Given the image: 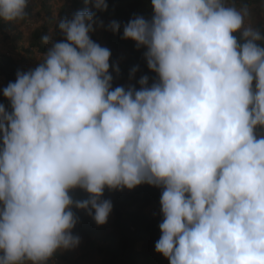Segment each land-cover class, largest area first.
I'll return each mask as SVG.
<instances>
[{"label": "clouds", "instance_id": "clouds-1", "mask_svg": "<svg viewBox=\"0 0 264 264\" xmlns=\"http://www.w3.org/2000/svg\"><path fill=\"white\" fill-rule=\"evenodd\" d=\"M27 8L0 0V21H27ZM151 8L122 34L146 49L150 86L144 75L139 89L113 88L111 51L90 35L104 23L85 8L59 20L64 40L42 37L37 67L3 88L0 264H48L80 244L73 209L104 225L105 190L142 184L161 190L155 251L169 264H264V29L246 0Z\"/></svg>", "mask_w": 264, "mask_h": 264}, {"label": "trees", "instance_id": "trees-1", "mask_svg": "<svg viewBox=\"0 0 264 264\" xmlns=\"http://www.w3.org/2000/svg\"><path fill=\"white\" fill-rule=\"evenodd\" d=\"M247 1L252 3L264 2V0ZM93 2L94 0H74V6L80 11L87 8L89 11L94 12L96 18L106 24V29L107 25L112 21H116L121 25L119 32L113 33L109 31L108 35L104 34L102 38L105 42L104 47L111 51L109 72L113 76V88L124 86L125 82L135 78L140 79L144 75H147L149 83H152L155 73L151 72L147 67L143 56L146 49H137L134 41L122 39L123 25L130 19L136 15H143L146 18L151 17V0H106L108 4L106 11L95 9ZM69 12L73 15L77 11L73 7ZM69 12L63 9L60 12V20L68 18ZM257 26L264 29L263 23ZM44 31L41 29L35 30L30 43V46L36 48L38 53L42 55L46 48L49 47V45L42 43V37L46 36ZM54 33L57 37V42L64 40V36L58 28V23L54 28ZM90 35L95 42L100 44L101 39L96 38L92 33ZM111 65L118 67L119 73L115 72ZM134 67L138 68V70L134 77L130 78L131 70ZM17 71L22 72L18 62L9 54H0V76L4 79L5 87L9 82H15ZM135 87L139 89L140 86L138 84ZM6 102L9 101L6 100ZM8 107L10 108V106ZM111 192L106 189L103 199H106ZM76 195L78 198L85 196L82 192H77ZM160 195V189L147 184L140 185L131 194H114L116 204L112 202L111 230L103 239L106 245L103 248H99V252L102 253L101 264H135L137 261L134 258L135 256L136 258L139 256L143 260L149 257L150 251L154 248L156 241L161 235L159 224L162 220V215L160 214L156 220L157 223H154V220L149 215H146L144 210L157 200L160 202ZM73 211L79 217L75 230L87 231L86 234L99 232L101 226H98L86 212L76 209H73ZM138 246H140L139 252L136 250ZM48 264H53V261H49Z\"/></svg>", "mask_w": 264, "mask_h": 264}, {"label": "rangeland", "instance_id": "rangeland-1", "mask_svg": "<svg viewBox=\"0 0 264 264\" xmlns=\"http://www.w3.org/2000/svg\"><path fill=\"white\" fill-rule=\"evenodd\" d=\"M247 3L250 5L252 23L255 26L261 23L264 24V2L252 3L247 1ZM74 5V0H28V8L26 9L28 13L27 21L20 23L0 21V54L12 56L18 62L22 72L35 69L43 55L39 54L36 48L30 46L33 32L38 29L45 30L44 34L49 36L52 41L57 42L54 28L60 20V12L63 9L69 12L73 7L76 11H80ZM68 14V18L70 19L72 17L71 12ZM94 28L95 31L92 34L96 38L102 40L104 34L108 35L109 30L106 29L105 23L103 28L95 25ZM104 44L103 40L100 41L102 47H104ZM138 81L139 79L137 78L131 79L123 85L124 87H128L129 85L137 86ZM150 85L151 83H149ZM3 88H5L4 79L0 76V104H4L9 108V102H6L7 99L3 96ZM138 187L132 190L125 188L122 191H112L106 199L116 204L115 193L131 194ZM144 213L149 215L154 220V223H157L156 220L161 214L160 202L157 200L150 207L146 208ZM111 221L112 213H110L107 223L101 225L99 232L96 234H86L87 231L73 229V234L80 237L79 246L58 252L50 261H53V264H101L102 253L99 252V248H103L106 245L103 239L111 230ZM136 250L139 252L140 246ZM134 258L137 260L135 264H169L167 258L155 251V246L150 251V255L146 260L139 258V256L138 258L136 256Z\"/></svg>", "mask_w": 264, "mask_h": 264}]
</instances>
